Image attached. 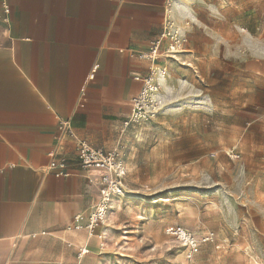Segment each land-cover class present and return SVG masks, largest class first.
<instances>
[{
	"label": "rangeland",
	"instance_id": "1",
	"mask_svg": "<svg viewBox=\"0 0 264 264\" xmlns=\"http://www.w3.org/2000/svg\"><path fill=\"white\" fill-rule=\"evenodd\" d=\"M177 4L156 88L98 146L126 166L103 244L92 236L78 256L33 241L32 264H264V0ZM171 227L196 240L190 257Z\"/></svg>",
	"mask_w": 264,
	"mask_h": 264
},
{
	"label": "crops",
	"instance_id": "2",
	"mask_svg": "<svg viewBox=\"0 0 264 264\" xmlns=\"http://www.w3.org/2000/svg\"><path fill=\"white\" fill-rule=\"evenodd\" d=\"M180 18L172 0H0V264H32L33 241L77 254L92 236L103 244L106 226L68 229L98 192L71 138H58L59 119L92 146L115 138L141 87L134 75L149 68L138 55ZM50 151L68 160L69 176L47 167ZM76 234L86 242H70Z\"/></svg>",
	"mask_w": 264,
	"mask_h": 264
},
{
	"label": "built area",
	"instance_id": "3",
	"mask_svg": "<svg viewBox=\"0 0 264 264\" xmlns=\"http://www.w3.org/2000/svg\"><path fill=\"white\" fill-rule=\"evenodd\" d=\"M172 1L178 2V0ZM3 10L5 19L7 20L9 9L7 6H4ZM170 21L168 20L162 33L152 42L151 47L138 55L139 58L149 61V68L148 73L144 75H134L135 80L141 81V87L138 94L132 99V112L124 122L125 124L131 120L135 109L139 107V104L148 95L149 91L156 88L153 75L155 60L161 56L163 51H175V46L178 41L169 26ZM165 37L169 39V42L162 49L164 47ZM93 70H95V67ZM85 101L86 97L82 95L78 100V106H82ZM57 131L59 139L65 136L71 138L76 164L79 170L85 174L88 182L98 192L97 200L87 216L81 214L76 215L73 225L69 226L68 229L84 230L88 235H92L97 227L106 225L113 206L119 204L126 193L124 185L126 175L125 163L116 148L104 149L92 146L88 141L78 136L72 127L70 118H60ZM49 156L51 159L47 167L53 170L55 175L69 176L71 174L68 160L65 157L56 156L54 151H50ZM168 231L184 241L187 247L188 257L197 250L196 240L185 230L171 227ZM86 252V248H81L78 255L81 256Z\"/></svg>",
	"mask_w": 264,
	"mask_h": 264
}]
</instances>
